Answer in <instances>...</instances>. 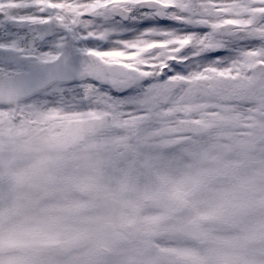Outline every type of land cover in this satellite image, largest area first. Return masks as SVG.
Segmentation results:
<instances>
[{"label": "snow or ice", "instance_id": "6c2138e0", "mask_svg": "<svg viewBox=\"0 0 264 264\" xmlns=\"http://www.w3.org/2000/svg\"><path fill=\"white\" fill-rule=\"evenodd\" d=\"M0 148V264H264V0H0Z\"/></svg>", "mask_w": 264, "mask_h": 264}, {"label": "flooded vegetation", "instance_id": "af4514ba", "mask_svg": "<svg viewBox=\"0 0 264 264\" xmlns=\"http://www.w3.org/2000/svg\"><path fill=\"white\" fill-rule=\"evenodd\" d=\"M96 138L91 135L89 132L84 134L83 142L70 148L69 152L74 154L77 159L74 161L80 168L81 171H87L94 160V156L90 151L91 145L95 143ZM48 155V154H47ZM50 156V155H48ZM55 157L54 154H52ZM259 159V157H257ZM256 163L252 160L249 161L247 167H243L240 171V175L243 177H251L254 175L256 170ZM256 193L255 191H250L244 195V198L248 201H252L255 199ZM157 210L153 207H146L144 209V215H155ZM264 220V210L258 209L257 207L249 204L247 208L246 214L243 217L242 222L238 224H234L231 226H221L219 230V234L225 239H231L234 237L236 231L241 228L251 229L256 223ZM163 246V245H162ZM191 246V245H190ZM255 247L260 246V242H254Z\"/></svg>", "mask_w": 264, "mask_h": 264}, {"label": "rangeland", "instance_id": "374dc122", "mask_svg": "<svg viewBox=\"0 0 264 264\" xmlns=\"http://www.w3.org/2000/svg\"><path fill=\"white\" fill-rule=\"evenodd\" d=\"M55 150H49L48 155H51V153ZM10 154V148H0V170L4 168L5 165H12L13 167L17 169H22L31 166L30 164L34 159H37L40 154L39 153H28L30 156L27 158L22 159V157H17L14 154L13 160L8 162L7 156Z\"/></svg>", "mask_w": 264, "mask_h": 264}]
</instances>
